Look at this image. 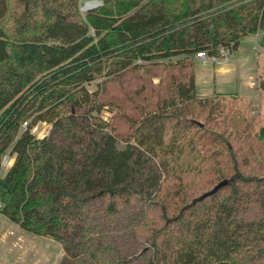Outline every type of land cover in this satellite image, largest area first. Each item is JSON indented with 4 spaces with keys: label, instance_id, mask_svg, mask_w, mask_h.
Masks as SVG:
<instances>
[{
    "label": "trees",
    "instance_id": "obj_1",
    "mask_svg": "<svg viewBox=\"0 0 264 264\" xmlns=\"http://www.w3.org/2000/svg\"><path fill=\"white\" fill-rule=\"evenodd\" d=\"M258 33L264 47V0H106L86 18L77 0H0V171L15 155L0 176L2 213L60 243L65 264H264V215L242 216L264 211V174L245 171L254 146L232 143H264V128L253 136L234 112L208 129L204 115L225 106L199 98L192 61ZM174 64L179 76L126 116L127 133L86 88ZM38 122L52 124L43 139L30 133Z\"/></svg>",
    "mask_w": 264,
    "mask_h": 264
},
{
    "label": "rangeland",
    "instance_id": "obj_2",
    "mask_svg": "<svg viewBox=\"0 0 264 264\" xmlns=\"http://www.w3.org/2000/svg\"><path fill=\"white\" fill-rule=\"evenodd\" d=\"M261 33L249 35L240 40L239 46L230 54L227 65H219L211 61L203 62L195 56L196 92L200 99L221 96L224 115L216 120L205 122L211 131H223L227 121L225 116L231 117L235 112L242 114L248 121L254 123L253 133L264 128V91L260 83L264 80V47L260 45ZM176 62L175 60L173 61ZM181 68L170 65L159 68L128 69L115 77H104L90 84L86 88L90 92L99 90L100 101L111 102L99 113L104 121L112 123L120 133L129 132L126 116L139 114L142 106L150 102L156 103V94L164 95L165 88L170 83V76H179ZM184 70L183 72H188ZM142 90L141 93H137ZM113 103L115 105H113ZM221 115V114H220ZM222 118V119H221ZM236 118V117H235ZM33 118L29 119L31 122ZM36 134L42 136L50 134L52 124L38 122ZM37 124V123H36ZM251 135V137H252ZM244 139L232 143L237 150L242 147L247 151L250 144L254 153L247 154L251 160L248 174H264V143ZM121 146H124L121 143ZM251 153V151H250ZM6 172H1L3 176ZM208 175L206 180H212ZM215 181L210 185L213 186ZM209 188V187H208ZM264 215L257 206H251L242 214L245 220H257ZM68 260L60 243L50 237L37 236L26 232L0 212V264H65Z\"/></svg>",
    "mask_w": 264,
    "mask_h": 264
},
{
    "label": "built area",
    "instance_id": "obj_3",
    "mask_svg": "<svg viewBox=\"0 0 264 264\" xmlns=\"http://www.w3.org/2000/svg\"><path fill=\"white\" fill-rule=\"evenodd\" d=\"M106 0H77L78 3V10L82 18H86L88 14L91 12L101 8L105 4ZM231 50L228 48H219V57H209L206 52H200L197 54V58L202 60L203 62L211 61L213 63L219 64V65H227L230 62V54ZM41 123V122H40ZM46 123V122H42ZM38 124H35L31 129L30 133L34 135L37 139H43L47 136V134L43 132L42 136H38L36 134L38 130ZM29 128L28 122H24L22 124V129L25 131ZM15 162V155H13L10 151H7L2 159H1V171L0 176L2 175L1 172H7L14 164ZM4 209L3 201L0 198V212H2Z\"/></svg>",
    "mask_w": 264,
    "mask_h": 264
},
{
    "label": "crops",
    "instance_id": "obj_4",
    "mask_svg": "<svg viewBox=\"0 0 264 264\" xmlns=\"http://www.w3.org/2000/svg\"><path fill=\"white\" fill-rule=\"evenodd\" d=\"M17 225V224H16Z\"/></svg>",
    "mask_w": 264,
    "mask_h": 264
}]
</instances>
